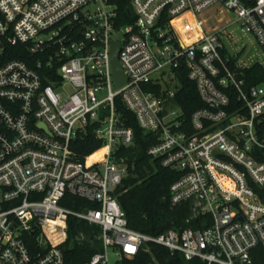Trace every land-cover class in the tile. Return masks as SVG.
Masks as SVG:
<instances>
[{
  "label": "built area",
  "instance_id": "1",
  "mask_svg": "<svg viewBox=\"0 0 264 264\" xmlns=\"http://www.w3.org/2000/svg\"><path fill=\"white\" fill-rule=\"evenodd\" d=\"M208 10L264 50V0H0V264H66L70 219L102 231L104 250L86 264H110L112 250L122 264L150 244L187 262L254 264L252 252L264 249L255 191L264 189V81L251 84L253 66L228 55L221 29L198 19ZM114 43L127 76L119 89ZM20 46L27 59L7 60ZM184 73L205 106L190 120L176 102ZM118 101L156 138L150 159L179 174L171 205L210 216L207 229L153 237L128 227L115 191L134 131ZM91 129L103 155L90 166L75 142ZM67 196L99 208L69 209Z\"/></svg>",
  "mask_w": 264,
  "mask_h": 264
},
{
  "label": "trees",
  "instance_id": "2",
  "mask_svg": "<svg viewBox=\"0 0 264 264\" xmlns=\"http://www.w3.org/2000/svg\"><path fill=\"white\" fill-rule=\"evenodd\" d=\"M126 17L125 9L121 8L120 18ZM23 46L9 48L7 60L27 59L22 52ZM249 82L259 84L264 81V69L260 65L253 66L248 72ZM180 80L183 84L181 93L178 94L177 105L183 109L185 118L190 120L195 111L205 109L199 99L195 85L188 80L187 74H182ZM234 101V99L232 100ZM118 111L121 113L124 126L134 131V146L121 151L120 156L128 159L129 172L123 184L115 191L119 205L126 214L128 227L142 234L153 237L175 229L194 231L207 229L210 226V216L194 218L190 204L172 206L170 203L169 189L179 180V174L161 166L158 161H152L147 155L149 148L156 143L154 136L146 134L138 127L134 114L118 101ZM78 159L83 163L92 165L93 161L101 159L99 152L103 145L97 141L92 133L80 137L75 142ZM99 152V153H98ZM264 202V189H255ZM64 206L75 210L98 209L97 203H89L80 198L66 197ZM206 221V222H204ZM203 223L207 225H203ZM69 242L66 245V264H86L95 253L104 250L100 240L102 231L96 225L70 219ZM79 237V241L75 239ZM149 251H141L136 256H124L122 264H202L187 262L182 255H172L166 248L150 244ZM254 264H264V249L257 248L252 252Z\"/></svg>",
  "mask_w": 264,
  "mask_h": 264
},
{
  "label": "rangeland",
  "instance_id": "3",
  "mask_svg": "<svg viewBox=\"0 0 264 264\" xmlns=\"http://www.w3.org/2000/svg\"><path fill=\"white\" fill-rule=\"evenodd\" d=\"M200 20H208V26L218 27L219 39H221L224 49L228 55L235 57L240 63H247L249 66L260 65L264 69V50L259 44L257 38L252 34L242 32L241 25L237 22H231L229 17L217 15L213 10L198 16ZM194 20V18H192ZM71 87H66L65 93H70ZM116 252H110V264H115Z\"/></svg>",
  "mask_w": 264,
  "mask_h": 264
},
{
  "label": "water",
  "instance_id": "4",
  "mask_svg": "<svg viewBox=\"0 0 264 264\" xmlns=\"http://www.w3.org/2000/svg\"><path fill=\"white\" fill-rule=\"evenodd\" d=\"M120 47L119 43H114L112 47L113 77L116 83V89L123 87L127 83V76H125L118 59Z\"/></svg>",
  "mask_w": 264,
  "mask_h": 264
},
{
  "label": "crops",
  "instance_id": "5",
  "mask_svg": "<svg viewBox=\"0 0 264 264\" xmlns=\"http://www.w3.org/2000/svg\"><path fill=\"white\" fill-rule=\"evenodd\" d=\"M214 12H216L217 13V15H218V11L217 10H213ZM220 14V13H219ZM220 15H223V16H226V17H228L226 14L224 15V14H220ZM212 28H218V27H212Z\"/></svg>",
  "mask_w": 264,
  "mask_h": 264
},
{
  "label": "bare ground",
  "instance_id": "6",
  "mask_svg": "<svg viewBox=\"0 0 264 264\" xmlns=\"http://www.w3.org/2000/svg\"><path fill=\"white\" fill-rule=\"evenodd\" d=\"M103 152H101V158H102Z\"/></svg>",
  "mask_w": 264,
  "mask_h": 264
}]
</instances>
